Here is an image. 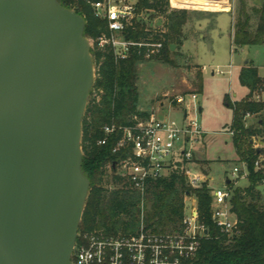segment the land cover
Here are the masks:
<instances>
[{"label": "water", "instance_id": "water-1", "mask_svg": "<svg viewBox=\"0 0 264 264\" xmlns=\"http://www.w3.org/2000/svg\"><path fill=\"white\" fill-rule=\"evenodd\" d=\"M94 84L82 16L59 0H0V264H73Z\"/></svg>", "mask_w": 264, "mask_h": 264}, {"label": "trees", "instance_id": "trees-1", "mask_svg": "<svg viewBox=\"0 0 264 264\" xmlns=\"http://www.w3.org/2000/svg\"><path fill=\"white\" fill-rule=\"evenodd\" d=\"M100 0H59L66 8L74 9L85 19V35L97 40L109 34L108 22L95 15L92 3ZM137 17L127 23L126 39L134 42H163L161 57L172 63L171 45L177 49L185 40L184 28L190 20L186 9H172L170 0H137ZM144 11H154L165 18V31L153 33L139 19ZM254 12L257 15L253 26ZM233 44L238 47L264 44V0L250 11L246 0H239V9L233 31ZM146 48L133 47L127 59L117 61L112 46L91 49L97 66V78L91 91L83 119L82 170L90 180V191L79 233L103 230L108 234L135 233L139 227L142 197L131 190L116 174V163L127 157L131 151H114L122 132L110 135L105 145L99 141L106 134L104 127L115 123L129 126L135 123V116L142 119L150 113L139 110V64L145 61ZM197 92L203 91V71L198 75ZM240 85L248 90L241 100L232 101L229 95L225 102L233 110L228 131L233 132L235 152L249 171L248 185L243 187L230 183L233 189V211L240 220V234L229 239L220 233L212 219V196L210 181L200 188L188 185L185 174L187 162H179L168 176L149 183L145 195V221L147 228L155 233H177L182 230L185 215V196L196 195L200 220L208 229V236L202 240L196 257L186 264H264V198L258 183L263 175L256 170L255 162L260 150L255 140L264 142V78L257 67L249 64L240 70ZM98 90L99 100L93 98ZM258 97V98H257ZM257 116V122L247 125V116ZM196 161V160H195ZM197 163V162H196ZM208 164L209 161H205ZM205 174L204 169L197 168ZM79 241V238H78Z\"/></svg>", "mask_w": 264, "mask_h": 264}, {"label": "built area", "instance_id": "built-area-1", "mask_svg": "<svg viewBox=\"0 0 264 264\" xmlns=\"http://www.w3.org/2000/svg\"><path fill=\"white\" fill-rule=\"evenodd\" d=\"M136 5L137 0H100L92 3L95 15L106 20L109 28V34L105 33L97 39L98 46H112L117 61L127 59L133 47L146 48V58L162 53L164 45L161 41L134 42L126 39L127 23L137 17ZM229 10L231 11V6ZM191 99L192 107L184 109L182 123L168 116L158 118L151 112L146 119L135 116V123L129 126L112 123L104 127L106 136L99 141L100 145H105L108 137L119 130L122 137L114 151H131L127 157L116 163V174L129 189L139 192L142 197L139 227L135 233L130 234H108L103 230L79 233V241L77 238L72 255L73 264H186L196 257L202 240L208 236V229L200 220L196 195L185 196V215L181 231L155 233L147 228L145 221V195L149 183L168 176L177 163L187 162L184 171L189 186L200 188L210 181L207 174L190 166L195 163L197 146L203 143L205 135L198 120L201 108L197 107V93H192ZM185 101L186 97L179 94L174 96L171 103L179 105ZM250 117L248 115L247 119ZM230 134L233 136V132ZM254 143L260 150L255 167L263 175L258 185L264 198V142L255 140ZM248 177L247 165L240 163L233 168L227 180L238 185L240 179ZM209 187L214 224L229 239L238 236L240 220L233 211V189L227 183L223 188ZM188 201L191 202L189 210L186 205Z\"/></svg>", "mask_w": 264, "mask_h": 264}, {"label": "rangeland", "instance_id": "rangeland-1", "mask_svg": "<svg viewBox=\"0 0 264 264\" xmlns=\"http://www.w3.org/2000/svg\"><path fill=\"white\" fill-rule=\"evenodd\" d=\"M250 11L261 5L263 0H246ZM231 11L222 8L212 10L200 8L195 3L177 4L170 0L172 9H186L190 20L184 28L185 40L171 55L172 63L161 57L147 58L139 68V110L154 112L158 118L169 117L182 123L184 109L192 107V93H197L198 120L207 132L206 144L198 145L195 163L191 167L202 168L212 175L210 186L223 188L227 177L237 164L236 152L228 125L233 118V110L227 106L225 96L232 101L241 100L248 90L240 85L238 74L246 62L253 63L264 78V44L236 47L233 44L234 24L239 9V0H228ZM253 16L256 26L257 15ZM153 33L165 31V18L154 11H144L139 15ZM91 41V49L98 41ZM95 62V61H94ZM203 71L204 87L197 92L199 73ZM220 71L222 73H220ZM97 66L95 64V81ZM94 89V87H93ZM92 89V90H93ZM182 94L186 97L183 104H172L174 96ZM93 98L99 100L100 93L95 90ZM264 101V92L261 93ZM90 100V97H89ZM88 100V102H89ZM164 103L162 106L161 103ZM247 119V125L251 122ZM254 121V120H253ZM257 142L262 143L261 140ZM205 161H209L205 164ZM197 162V163H196ZM240 186H247L248 180L240 179ZM188 210L191 202L186 203Z\"/></svg>", "mask_w": 264, "mask_h": 264}, {"label": "bare ground", "instance_id": "bare-ground-1", "mask_svg": "<svg viewBox=\"0 0 264 264\" xmlns=\"http://www.w3.org/2000/svg\"><path fill=\"white\" fill-rule=\"evenodd\" d=\"M177 4L181 5L183 3H195L197 5H201L203 8H209V9H214L217 10L218 8H222L224 11H227L230 6L227 2V0H173Z\"/></svg>", "mask_w": 264, "mask_h": 264}, {"label": "crops", "instance_id": "crops-1", "mask_svg": "<svg viewBox=\"0 0 264 264\" xmlns=\"http://www.w3.org/2000/svg\"><path fill=\"white\" fill-rule=\"evenodd\" d=\"M249 64H252L253 66H255L253 63H250V62H246V64H245V66H248ZM242 67H244V66H242ZM241 67V68H242ZM256 67V66H255ZM241 68H240V70H241ZM239 74H240V72H239ZM239 74H238V78H239ZM203 76H204V74H203ZM203 84H204V77H203ZM196 93V92H195ZM161 105L163 106L164 105V103L162 102L161 103ZM201 111H202V109H201ZM250 124L251 125H253V124H255L256 122H257V116H252V117H250ZM254 120V121H253ZM205 131V130H204ZM206 137H207V132L205 131V135H204V140H203V143H202V145H205L206 144ZM236 162H237V164H235V166H237V165H239L241 162L239 161V158H238V156H237V154H236V160H235ZM234 166V167H235ZM208 177L210 178V180H212L213 178H212V175L211 174H208ZM228 178V177H227ZM247 180V179H246ZM226 183H227V180H226ZM209 185H210V183H209ZM239 185V184H238Z\"/></svg>", "mask_w": 264, "mask_h": 264}]
</instances>
